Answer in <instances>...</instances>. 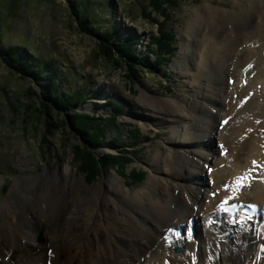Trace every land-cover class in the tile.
<instances>
[{
	"label": "bare ground",
	"instance_id": "6f19581e",
	"mask_svg": "<svg viewBox=\"0 0 264 264\" xmlns=\"http://www.w3.org/2000/svg\"><path fill=\"white\" fill-rule=\"evenodd\" d=\"M242 1L233 0L242 5L239 19L210 3L191 24L188 34L200 38L198 48L181 53L188 96L142 88L135 101L153 113L147 121L168 123L174 134L149 159L145 187L130 196L116 172L86 186L69 164L17 181L1 205L18 211V220L0 224V264H264V217L244 205L264 211V0ZM235 24L239 30H230ZM226 198L244 204L222 211Z\"/></svg>",
	"mask_w": 264,
	"mask_h": 264
},
{
	"label": "rangeland",
	"instance_id": "374dc122",
	"mask_svg": "<svg viewBox=\"0 0 264 264\" xmlns=\"http://www.w3.org/2000/svg\"><path fill=\"white\" fill-rule=\"evenodd\" d=\"M155 3L157 6L151 0H0V50H5V45L13 46L38 66L52 65L41 68L37 74L40 77L35 78L33 74L22 75L0 57L1 225L18 220V211L1 209L17 181L43 176L46 171L59 173L67 164L75 181L86 186L101 185L109 172H116L127 181L130 196L145 187L153 174L149 159L174 134L168 123L147 121L153 113L135 103L142 88L162 98L182 100L188 96L184 90L190 86L184 83L190 84L191 75L185 72L181 53L198 48L200 38V33L194 34L196 37L188 34L191 24L210 3L233 10L236 19L242 10V5L233 0ZM80 22L91 30H111L122 41L131 40L134 54L142 63L131 68L126 61L123 65L102 55L98 39L83 31ZM232 28L239 30L237 24ZM219 29L225 26L221 23ZM53 89L57 93L54 96ZM123 92L133 99L124 98ZM76 93L85 95L80 102L75 100L80 105L73 102ZM56 95L71 101L58 104ZM91 103L99 107L85 109ZM117 105L124 109L119 110ZM75 112L96 118L103 137L96 140L89 133H79L69 118ZM145 122L152 125L151 130H145ZM157 130L161 134H156ZM89 151L98 159L113 156L111 160L115 161L101 163L94 180L82 172L80 165L81 157ZM136 176L142 179L136 181ZM59 179L64 184V179Z\"/></svg>",
	"mask_w": 264,
	"mask_h": 264
},
{
	"label": "trees",
	"instance_id": "16d2710c",
	"mask_svg": "<svg viewBox=\"0 0 264 264\" xmlns=\"http://www.w3.org/2000/svg\"><path fill=\"white\" fill-rule=\"evenodd\" d=\"M153 1L154 5L156 4V0H151ZM157 6V4H156ZM80 25L82 27V30L85 32H88L89 34L95 36L99 43H100V49L101 54L104 55L106 54L107 56H109L110 58H115L117 60L118 63L123 64L125 63V61L127 63L130 64L131 68L133 67V65H136L137 63H142L141 60H139V57L135 56L134 51H133V45L130 44V41H122L120 38L116 37L115 32H112L111 30H108L106 32H102L101 29L97 28L95 30H91L89 27H86V25L84 24V22H80ZM100 27V26H98ZM169 36V35H166ZM171 36H169L170 38ZM1 40V39H0ZM5 45V44H4ZM5 50H0V57L10 65V67H12L13 69L17 70V72H20L22 75H32L35 76L39 73V70L42 69H47L50 68L52 65H48V64H42V66H38L36 62L33 63V61H29L28 57L25 56V53H21L20 51H18L15 47L13 46H8L5 45ZM168 53L171 52V49L168 51V49L166 48V50ZM31 54V53H29ZM118 57H117V56ZM148 60H146L147 62ZM31 62V63H29ZM40 62V61H39ZM136 63V64H135ZM52 68V67H51ZM36 69L37 73H32V70ZM40 74V73H39ZM40 77V75H37ZM42 77V76H41ZM53 96L57 93H55V89L52 90ZM38 96H40L39 94H37ZM57 96V103H68L69 101H71L68 97L66 96H60V95H56ZM70 96V95H69ZM83 96L85 97V95L83 94ZM83 96H81L80 94L76 93L74 96V100L73 102H75V100L77 102H80L81 100L85 99ZM76 103V102H75ZM45 104V103H44ZM77 105H80L78 103H76ZM49 108V106H47ZM48 115H50V113L47 111ZM71 123L73 124V126L76 128V130L79 133H89L90 137L94 136V138L96 140L101 139L104 134V132L102 131L103 128L99 125L98 120H96V118H94L93 116H91L90 114H86V113H82V112H75L73 115H71L70 117ZM65 121H62L61 123H63ZM110 122H114L113 119H110ZM91 150V149H90ZM114 159L113 156H110L106 159V157L98 159L96 158L93 153L91 151L87 152V154H84L83 157H81V162L80 165L82 167V172L84 171V173L86 172L87 176H91V179H95L96 177H98L99 175V167L100 164H106V160L107 162H109V160ZM112 161V160H111ZM112 163H115V161L113 160ZM94 176V177H92ZM142 179V177L140 176H136V181H140Z\"/></svg>",
	"mask_w": 264,
	"mask_h": 264
},
{
	"label": "snow or ice",
	"instance_id": "6c2138e0",
	"mask_svg": "<svg viewBox=\"0 0 264 264\" xmlns=\"http://www.w3.org/2000/svg\"><path fill=\"white\" fill-rule=\"evenodd\" d=\"M253 163L255 164V161H253ZM245 179H247L246 176L237 177L236 183L242 187L243 181ZM225 187H227V185ZM227 203H228V198H226L224 201L221 202V205L219 207L221 208L222 211H228V208L226 207ZM232 207H235V205H233ZM250 207H251V205H250ZM230 222H232V221H230ZM209 223H212V221H209ZM169 231H172V229H169Z\"/></svg>",
	"mask_w": 264,
	"mask_h": 264
}]
</instances>
